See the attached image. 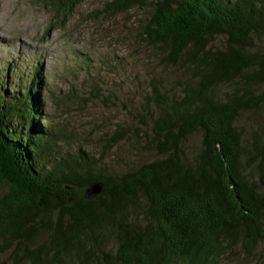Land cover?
<instances>
[{"label": "trees", "instance_id": "obj_1", "mask_svg": "<svg viewBox=\"0 0 264 264\" xmlns=\"http://www.w3.org/2000/svg\"><path fill=\"white\" fill-rule=\"evenodd\" d=\"M37 1L56 27L82 2ZM149 1L146 43L192 71L174 88L150 81L140 123L153 160L103 175L89 151L57 154L41 124L40 66L23 90L0 93V264H216L264 243V141L253 133L245 145L237 125L264 107V0ZM125 135L115 129L107 148ZM93 182L101 192L85 197Z\"/></svg>", "mask_w": 264, "mask_h": 264}, {"label": "rangeland", "instance_id": "obj_2", "mask_svg": "<svg viewBox=\"0 0 264 264\" xmlns=\"http://www.w3.org/2000/svg\"><path fill=\"white\" fill-rule=\"evenodd\" d=\"M111 1L82 0L56 27L51 9L37 0H0V93L10 86L23 90L40 66L41 124L57 137V154L89 151L103 175L157 157L143 143L140 123L151 110L145 99L150 81L174 88L192 74L181 64L165 65L162 51L146 43L142 24L151 12L149 0L125 12L106 11ZM210 45L222 49L225 39L216 36ZM237 125L245 145L253 133L264 141V107L243 113ZM119 127L125 137L107 148ZM197 144L195 135L188 149ZM5 190L0 183V196ZM216 264H264V243L251 253L237 245Z\"/></svg>", "mask_w": 264, "mask_h": 264}, {"label": "water", "instance_id": "obj_3", "mask_svg": "<svg viewBox=\"0 0 264 264\" xmlns=\"http://www.w3.org/2000/svg\"><path fill=\"white\" fill-rule=\"evenodd\" d=\"M102 190V184L99 182H93L84 189V196L91 198L98 195Z\"/></svg>", "mask_w": 264, "mask_h": 264}]
</instances>
